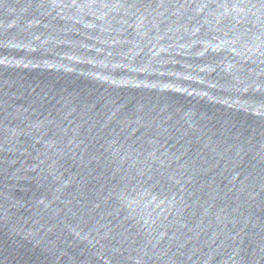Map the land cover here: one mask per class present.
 <instances>
[{"label": "water", "instance_id": "obj_1", "mask_svg": "<svg viewBox=\"0 0 264 264\" xmlns=\"http://www.w3.org/2000/svg\"><path fill=\"white\" fill-rule=\"evenodd\" d=\"M0 264H264V0H0Z\"/></svg>", "mask_w": 264, "mask_h": 264}]
</instances>
